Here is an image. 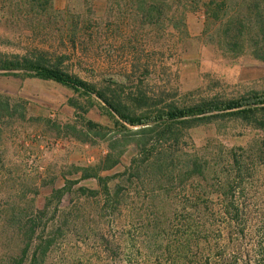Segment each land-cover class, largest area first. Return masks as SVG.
Returning a JSON list of instances; mask_svg holds the SVG:
<instances>
[{"label": "trees", "instance_id": "trees-1", "mask_svg": "<svg viewBox=\"0 0 264 264\" xmlns=\"http://www.w3.org/2000/svg\"><path fill=\"white\" fill-rule=\"evenodd\" d=\"M10 1L38 23H60L76 51L79 16L55 10L53 0ZM108 1L135 32L183 34L186 14L200 11L204 43L228 60L248 56L264 63V0ZM0 71L52 81L88 102L70 98L77 117L61 123L29 117L25 101L0 93V238L1 229L10 231L19 243L5 264H46L61 248L66 264H264V89L161 104L141 90L124 95L120 82L86 81L38 49L0 53ZM93 96L111 127L84 117ZM25 121L85 143L104 140L107 149L94 164L75 166L79 176H64L42 208L35 206V188L16 186L2 149L5 130ZM225 121L243 133L203 145L184 142L187 131L220 129ZM127 149L133 152L123 168L105 174ZM86 179L97 186L78 185Z\"/></svg>", "mask_w": 264, "mask_h": 264}, {"label": "rangeland", "instance_id": "rangeland-1", "mask_svg": "<svg viewBox=\"0 0 264 264\" xmlns=\"http://www.w3.org/2000/svg\"><path fill=\"white\" fill-rule=\"evenodd\" d=\"M9 3L10 0L0 1V53L31 55L35 49L54 53L62 68L86 81L100 85L120 82L124 95H136L141 90L155 99L160 98L164 104L212 96L232 97L264 89V63L248 56L228 60L203 42L204 17L200 11L186 14L185 33L166 30L156 34L150 29L135 32L124 27L119 13L108 0H53L55 10H67L81 20L73 52L60 23L50 24L45 19L38 23L33 19L34 14L25 13L24 6L17 9ZM20 11H24V15ZM0 93L25 101L29 117H49L61 123L77 117L69 104L70 98H77L82 105L88 103L84 97L52 81L14 77L2 71ZM92 99L84 117L111 127L98 100L94 96ZM77 125L80 127L79 123ZM5 131L6 142L2 149L7 152V165L18 179V188L37 190V208L43 207L53 188L64 184V176L69 179L79 176L74 172L75 166L92 165L107 151L104 140L85 143L58 136L52 129L29 121L18 122ZM112 133L110 131L109 135ZM241 133L243 130H235L230 121H225L220 129L202 126L189 130L183 139L187 145H203L230 140ZM132 152L127 149L122 162L105 174L121 170ZM78 185L97 186L94 179L81 180ZM30 193L32 195V191ZM69 200L70 195L66 194L61 206H67ZM9 232L1 229L0 264H5L7 256L16 254L19 249L18 241ZM55 251L46 264H66L61 260L66 255L65 250Z\"/></svg>", "mask_w": 264, "mask_h": 264}]
</instances>
